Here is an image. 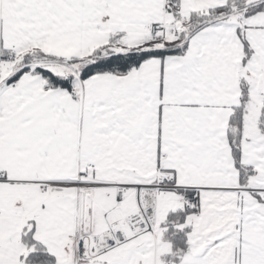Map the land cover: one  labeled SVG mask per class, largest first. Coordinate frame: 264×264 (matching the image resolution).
I'll use <instances>...</instances> for the list:
<instances>
[{"label": "snow or ice", "instance_id": "snow-or-ice-1", "mask_svg": "<svg viewBox=\"0 0 264 264\" xmlns=\"http://www.w3.org/2000/svg\"><path fill=\"white\" fill-rule=\"evenodd\" d=\"M0 264H264V0H0Z\"/></svg>", "mask_w": 264, "mask_h": 264}]
</instances>
